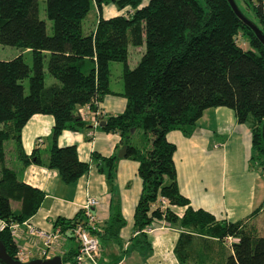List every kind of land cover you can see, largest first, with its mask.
<instances>
[{
  "label": "trees",
  "instance_id": "obj_1",
  "mask_svg": "<svg viewBox=\"0 0 264 264\" xmlns=\"http://www.w3.org/2000/svg\"><path fill=\"white\" fill-rule=\"evenodd\" d=\"M244 1L252 14L235 0L264 33V0ZM108 4L118 14L103 17L102 7ZM91 9L97 18L93 28L83 33L82 22ZM44 13L51 21L50 35L38 17L37 0H0V45L31 53L29 65L21 54L0 60V220L5 224L0 241L6 252L15 257L17 251L10 223L28 220L40 206L43 192L19 180L16 171L6 166L5 142H12L21 167L30 162L45 165L55 169L63 182H73L89 164L78 160L75 146H57L56 138L64 129L94 127L78 114L87 106L98 121L95 128L117 133L125 151L122 157L138 162L142 190L134 209V244L149 248L142 229L164 218L184 229L173 249L180 262L264 264V235L242 222L218 221L188 205L176 183L174 145L166 139L172 129L190 135L205 108L228 107L238 123L252 122L251 159L264 166V46L227 1L44 0ZM129 46L143 47L133 67L127 63ZM44 58L48 73L57 81L49 85L44 84ZM110 62L121 63L126 103L122 112L102 115L97 104L111 92ZM24 78L27 94L21 84ZM36 113L53 118L45 161L35 148L26 154L20 142L22 127ZM135 130L142 131L141 147L130 141ZM117 159V155L91 156L109 181ZM160 198L170 206H186L183 215L177 218L168 207L161 209ZM11 202L17 203L16 209ZM81 221L79 210L73 218L58 219L56 225L71 229ZM123 223L116 211L99 228L100 244L117 240Z\"/></svg>",
  "mask_w": 264,
  "mask_h": 264
},
{
  "label": "crops",
  "instance_id": "obj_2",
  "mask_svg": "<svg viewBox=\"0 0 264 264\" xmlns=\"http://www.w3.org/2000/svg\"><path fill=\"white\" fill-rule=\"evenodd\" d=\"M118 12L114 5L108 4L102 7L101 15L108 17ZM142 49V46H129V67L134 66ZM113 65L115 68L109 67L111 92L97 104L102 115L118 114L126 103L121 94L122 66ZM251 124V121L238 123L231 108L208 107L196 120L190 135L172 129L166 133V139L174 145L172 160L178 191L192 209L204 210L218 221L242 222L264 235V218L257 216L264 211V185L251 163ZM52 125L53 118L49 114L36 113L28 119L20 134L21 146L26 154L35 148L41 160H46ZM91 128L64 129L56 138L57 146H75L78 160L89 164L87 171L70 183L63 182L55 169L45 165L30 162L21 167L13 144H10L6 150V166L16 171L19 180L43 192L40 206L28 218L27 224L46 231L60 230L56 221L73 218L85 200L92 197L98 200L93 212L100 228L110 222L116 211L120 212L124 223L118 230L117 240H103L93 259H86L81 264H198L200 261L178 260L173 249L184 229L164 218L155 220L150 232L142 229L149 248L141 242L133 243L137 234L134 209L142 190L138 162L118 157L121 147L117 133ZM136 131L131 134L130 141L141 147L144 144L143 134L142 131L136 134ZM92 154L104 157L117 155L112 181L97 170V162L91 160ZM11 206L16 209L17 203L11 202ZM167 207L177 218L183 215L186 208L167 204L160 206L161 209ZM12 238L17 250L28 252L27 260L40 258L42 239L30 234L23 223L18 224ZM76 249L77 241L71 229L66 228L60 230L48 250V256L57 255L61 264H71ZM206 264L213 263L206 261Z\"/></svg>",
  "mask_w": 264,
  "mask_h": 264
},
{
  "label": "built area",
  "instance_id": "obj_3",
  "mask_svg": "<svg viewBox=\"0 0 264 264\" xmlns=\"http://www.w3.org/2000/svg\"><path fill=\"white\" fill-rule=\"evenodd\" d=\"M78 114L83 118H88L91 120L92 125L95 127L98 121L95 118L94 113H90L87 106L78 109ZM262 174L264 176V166L262 167ZM160 205L165 206L166 201L163 198L159 199ZM98 204L96 198L88 197L81 206V213L83 216V221L75 222L71 228L76 241L77 249L73 255V261L71 264H81L86 259H93L95 254L99 251V238L97 233L99 232V226L97 223V218L93 212V208ZM28 229V232L32 235H36L42 239L43 248L40 250V258H48V250L51 248L53 241L58 237L60 230L56 228L54 231H46L35 227L34 225L27 224V220L22 222ZM5 224L1 221L0 229H2ZM18 223H10L9 228L11 235L14 234ZM151 227H146L145 231L150 232ZM230 239H227V241ZM28 252L18 249L15 253V259L20 262L27 261Z\"/></svg>",
  "mask_w": 264,
  "mask_h": 264
},
{
  "label": "rangeland",
  "instance_id": "obj_4",
  "mask_svg": "<svg viewBox=\"0 0 264 264\" xmlns=\"http://www.w3.org/2000/svg\"><path fill=\"white\" fill-rule=\"evenodd\" d=\"M37 3H38V17L41 20H44L45 26H46V32H47L48 35H50L52 33L51 21L48 20L47 17L45 16V13H44V0H37ZM238 3L241 4L242 6L246 7L248 9V12L250 14H252V12L250 11V8L247 6V4H245L244 0H238ZM96 18H97L96 11L91 9L90 12L87 14V16L84 18V20L82 22V31H83V33H87L93 28V25H94V22H95ZM241 38L244 39L243 36H241ZM241 46L246 47L247 43L244 42V41H241ZM18 54H21L22 59H23V61L25 63H27L28 65L31 63V53L28 50L24 51L22 48L0 45V60L11 59V58L15 57ZM113 64L121 65L118 62H111L109 67L110 68H115V65H113ZM43 71H44V84L45 85H49L50 83L57 82L56 79L53 78L47 71L46 58H44V61H43ZM21 84L23 86L24 94H27V92H28L27 78H24L21 81ZM139 132H141V131L137 130L136 134L139 133ZM10 144L12 145L11 141H6L5 142V144H4L5 150L9 149ZM9 163H11V160L9 161ZM251 163H252V165L255 168V171L257 173L258 178L260 177L259 179H261V182L264 185V176L262 174V166H260L258 161H256V160H252L251 159ZM257 216H260L259 218H264V211L260 212Z\"/></svg>",
  "mask_w": 264,
  "mask_h": 264
},
{
  "label": "water",
  "instance_id": "obj_5",
  "mask_svg": "<svg viewBox=\"0 0 264 264\" xmlns=\"http://www.w3.org/2000/svg\"><path fill=\"white\" fill-rule=\"evenodd\" d=\"M228 5L230 6L231 10L237 16L244 25H246L248 28L252 30L255 37L258 39V41L264 46V33L262 30L249 18H247L238 8L235 0H226ZM100 125H103V121L99 123ZM261 138L264 143V120L261 125ZM124 147H121V149L118 151L117 155L118 157H122L124 155ZM0 264H61V259L59 256L55 255L48 258H34L27 260L25 262H20L19 260H16L14 257L10 256L4 247V245L0 241Z\"/></svg>",
  "mask_w": 264,
  "mask_h": 264
}]
</instances>
